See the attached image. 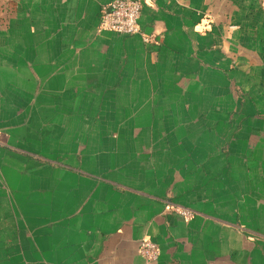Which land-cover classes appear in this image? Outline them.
Returning <instances> with one entry per match:
<instances>
[{"label": "crops", "instance_id": "obj_1", "mask_svg": "<svg viewBox=\"0 0 264 264\" xmlns=\"http://www.w3.org/2000/svg\"><path fill=\"white\" fill-rule=\"evenodd\" d=\"M113 1L0 0V264H264V0Z\"/></svg>", "mask_w": 264, "mask_h": 264}, {"label": "built area", "instance_id": "obj_2", "mask_svg": "<svg viewBox=\"0 0 264 264\" xmlns=\"http://www.w3.org/2000/svg\"><path fill=\"white\" fill-rule=\"evenodd\" d=\"M142 7V0H114L102 8L98 30L123 36L138 35L144 43H153L154 37L143 33L140 26ZM173 210L185 220L194 216L193 212L181 207ZM139 252L147 263L157 261L160 255L159 246L147 238L140 241Z\"/></svg>", "mask_w": 264, "mask_h": 264}]
</instances>
